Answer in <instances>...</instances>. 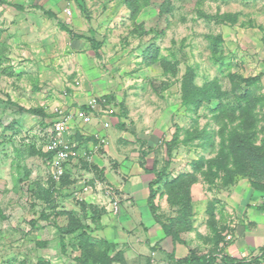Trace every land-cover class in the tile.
Returning <instances> with one entry per match:
<instances>
[{
	"label": "rangeland",
	"instance_id": "1",
	"mask_svg": "<svg viewBox=\"0 0 264 264\" xmlns=\"http://www.w3.org/2000/svg\"><path fill=\"white\" fill-rule=\"evenodd\" d=\"M40 1L0 0V210L6 215L0 218V264H37L42 257L52 264H81L80 232L85 229L95 242L102 225L80 203L87 202L107 212L110 195L112 200L119 197L121 203L126 198L110 185L104 170L95 164L96 154L91 149L94 145L86 135H78V124L70 134L76 153L67 165L63 163L65 173L61 176L55 173L56 158L32 152H46L54 128L52 112L69 107L67 103L71 101L85 104L94 95L103 103L99 114L121 116L126 110L123 121L129 139L121 136L115 139V145L118 147V141L121 142L119 148L127 150L124 155L131 162L144 164L145 156L154 154L158 169L164 166L165 142L172 139L177 124L182 142L174 149L170 165L174 169L168 171L169 177L194 171V160L202 155L207 159L216 156L221 142L220 126L227 123L232 128L239 122H231L234 115H240L238 110L234 113L240 104L237 97L246 91L264 94V0H169V11H162L166 0H139L136 14H132L125 0H84L91 26L77 0H44L47 6L43 5V9L37 5ZM68 6L73 11L71 17L64 14ZM225 12L239 13V21L217 23L209 17ZM18 20L27 23L17 27ZM30 20H84L81 31L101 42V55H75L67 66L72 70L67 72V82L59 76L52 82L45 73L47 69L39 65L42 58L29 29ZM61 33L59 30L58 34ZM209 36H221L222 41L214 46ZM56 45L64 48L68 40L57 41ZM56 53L50 52L48 56L56 62L55 66L62 60L58 63L62 68L65 55L62 52L56 57ZM81 70L89 72L91 76L87 77L98 83L83 88ZM188 70L194 71L200 86L218 80L225 91L226 113L222 119L216 117L220 115L215 110L218 100L205 102L198 113L183 104L182 80ZM56 72L59 71L54 67L53 75ZM253 76H259V80L247 84L245 79ZM67 87L72 91L66 95ZM263 103L255 111L261 119L257 122L255 144L264 151ZM41 107L51 114L43 117L31 111ZM196 128H207L213 134L214 148L204 147L201 139L183 142L188 132ZM112 141L109 139L96 152L108 168L117 171L118 152L109 149ZM66 174L70 182L63 181ZM198 175L192 186L193 212L207 214L202 217L203 224L220 230L214 225L218 209L214 196L225 187L219 179L209 182L202 173ZM240 179H248L252 184L247 176H237L235 182ZM53 182L59 189L53 201L39 197L38 191L49 188ZM259 182L264 187V179ZM83 192L86 196L89 192L90 197L98 194L101 200L91 203ZM199 196L203 200L195 201L194 197ZM167 214L163 212L162 216ZM72 216L83 227L75 233L62 234L58 225L74 223Z\"/></svg>",
	"mask_w": 264,
	"mask_h": 264
},
{
	"label": "crops",
	"instance_id": "2",
	"mask_svg": "<svg viewBox=\"0 0 264 264\" xmlns=\"http://www.w3.org/2000/svg\"><path fill=\"white\" fill-rule=\"evenodd\" d=\"M41 1L37 5L43 9L47 4L43 3L44 0ZM44 11L47 12L46 9ZM86 21L91 26L90 22ZM65 22L66 20H30L29 29L31 28L32 37L37 41L35 44H37L36 46L39 49L38 54L42 58L39 65L47 69L45 73L51 76L52 82H55L54 80H57L59 77L65 80L68 78L67 72L72 70L67 66H69L75 55H91V53L98 57L101 55V52L97 54L92 46L91 39L93 37H88L86 32L81 31L84 26V20H72V23H70L76 32L75 36L61 28L60 23L65 25ZM26 23H21L18 20L16 26L22 28L21 24L26 25ZM59 30L62 32L61 34H58ZM64 40H68V45L64 46V48H58V45H56L57 41L63 43ZM50 52H57L56 57L61 56L63 52L66 64H63L62 68H60L58 63L61 64L62 60H59L57 61V66H55L56 62L48 56ZM54 67L59 71L56 72V75H53ZM80 72L82 75L84 74L83 88L87 89L98 83L97 80L92 81V79L87 77L91 76L89 72H83L82 70ZM80 95V97H83V94ZM73 96L76 98L77 93H74ZM67 104L70 106L72 104L75 105L73 101ZM112 119V126L108 129L104 128L103 124H101L102 117H99V120L92 124L81 125L78 129V135L83 137V135H91L94 132L100 131L108 135L110 142L113 137L112 145L111 147L109 146V149L114 148L118 152V156L115 157L120 167H118L119 170L112 171V168H108L106 161L100 155H97V152L94 150L96 154L95 164L101 170H104L107 180L111 183L110 185H114L126 198L121 203L118 214H112L110 210H107L101 216L100 223L102 227L98 230L99 236L97 235L98 238L106 239L109 243L113 244V248L117 249L115 251L112 248V255H116L119 251L124 253L122 255L123 260L115 261L113 264H188L180 263L179 259L187 257L192 249L200 256H211L213 258L212 264H230L232 261L245 259L249 255L264 250V189L255 188L248 179H240L229 186H223L225 188H221L214 196L216 198L215 205L218 207L214 213L216 221L214 225L219 226L220 230H212L207 223L203 224V218L207 214L201 216L202 214H198L195 211L192 230L182 232L180 238L177 240L167 235L162 223L152 212L148 201L151 180L155 176V155L151 153L146 155L144 164L138 160V162H131L124 155L127 150L119 148L121 142L118 141V147L114 142L115 139L121 136L125 140L129 139L125 135L126 128L117 126L118 122L125 123V121H123V117L119 114L114 115ZM111 128L114 131H111ZM123 129L125 130L124 133ZM156 167L158 169L157 161ZM173 169L169 167L168 171H173ZM124 179L127 181H123ZM83 195L86 196L84 192ZM89 195L88 192L86 199L91 201V203L97 204L101 200L98 194L95 197L91 196L92 198ZM197 198L194 197V200L200 202L203 200V196ZM156 204L158 207L161 206L158 211L162 217L161 220L175 215V212L169 209L171 206H169L167 195H162L161 189L156 198ZM163 212L168 213L165 218L162 216Z\"/></svg>",
	"mask_w": 264,
	"mask_h": 264
},
{
	"label": "trees",
	"instance_id": "3",
	"mask_svg": "<svg viewBox=\"0 0 264 264\" xmlns=\"http://www.w3.org/2000/svg\"><path fill=\"white\" fill-rule=\"evenodd\" d=\"M79 7L85 13L86 18L89 20L90 15L86 7L84 0H77ZM128 7L131 9L132 14L140 9L139 0H125ZM17 8H21L19 5H15ZM170 1L162 5V11H169ZM239 13L225 12L217 13L213 18L217 23H237L239 21ZM61 28L66 30L71 35L75 36L76 33L74 29L61 24ZM212 39L214 46L222 41L221 36H209ZM93 48L96 53L99 54V48L101 47V42L97 41L94 37L91 39ZM259 80V76H253L245 79L247 84H253ZM225 91L222 89L220 83L217 79L209 81L203 85H198L196 83L195 73L193 70H188L183 76L182 80V102L190 110L198 113L201 106L208 101L218 100L219 104L215 108L216 111H220V115L216 116L218 119L225 115L226 109L224 104ZM239 106L234 110L240 112L237 117L234 115L231 118V122L239 121L234 127L230 128L227 123L220 126L218 134L221 137L220 148L216 156L207 159L206 156L202 155L197 160L193 161L194 171L192 172H181L177 176L169 177L168 168L170 167L173 159V152L177 145L182 142L181 140V128L179 125L176 126V131L174 132L172 139L165 142V158L164 166L159 170L156 167V159L154 161V171L156 178L152 181L150 185V195H149V206L156 216V218L162 223L163 228L167 235L173 237L174 240L180 238V234L185 231L193 229L194 226V212H193V196H192V186L199 179V173H202L209 182H214L216 179L222 181L223 186H229L235 183L238 177H249L252 180V185L255 188L263 190V184L259 181L264 179V151L261 147L256 146V136H257V122L260 121L258 113H255L257 106L264 101V94L254 93L251 91H246L240 94ZM264 106V103L262 104ZM84 107V106H83ZM34 113L45 117L47 116L44 108H35L31 110ZM261 111V110H260ZM127 115L125 110L121 116ZM216 118V119H217ZM222 119V118H221ZM220 119V120H221ZM260 119V120H259ZM264 121V113L262 116ZM224 121V120H223ZM117 126L120 128L125 127L124 122H118ZM213 134L203 128L198 130L196 128L193 131H189L187 137L183 140L184 143H192L196 139H201L202 145L204 147H215ZM93 138V137H90ZM33 153L38 155L47 156L52 158L55 154V150L44 152L40 149H33ZM205 163H207V169L204 170ZM69 181V176L66 174L63 176V181ZM164 181V182H163ZM70 182V181H69ZM160 184L162 187H160ZM161 189L162 195H167L168 202L172 207V211L175 212L174 216H168L165 220H161L162 217L158 213L159 207L156 204V198L159 195ZM59 192V189L55 186V183H51L50 187L45 189L42 188L38 191V196L53 201L55 194ZM80 205L82 209L90 210L92 214L97 217V222H100L101 216L105 211L97 206L89 204L87 202H81ZM68 213V212H65ZM70 214V213H68ZM213 214V212H212ZM0 218H6V215L0 210ZM71 224L67 226H59L58 229L62 234L75 233L83 227L79 220L72 216ZM80 242L79 246L82 250L81 264H113L115 261L123 260L122 253L119 255H112L111 251L113 244L109 243L104 238H99L93 242L92 236L88 234L85 229L79 234ZM63 239V236H62ZM93 240V241H92ZM232 261V260H231ZM180 263L188 264H212L213 258L211 256L198 255L195 250H191L189 255L185 258L179 259ZM233 264H246L245 260H235L232 261ZM230 262V264H232ZM37 264H52L49 260L42 257Z\"/></svg>",
	"mask_w": 264,
	"mask_h": 264
},
{
	"label": "clouds",
	"instance_id": "4",
	"mask_svg": "<svg viewBox=\"0 0 264 264\" xmlns=\"http://www.w3.org/2000/svg\"><path fill=\"white\" fill-rule=\"evenodd\" d=\"M79 6V5H78ZM17 9V8H16ZM22 8H19V10H21ZM68 10L70 11V12H68ZM64 14L67 16V17H71L72 16V14H73V11H72V8L70 7V6H68V7H66L65 9H64ZM89 22L91 21V20H88ZM65 25L66 26H68V27H71L72 28V26L70 25V21L69 20H66V22H65ZM73 29V28H72ZM66 31V30H65ZM74 32H75V30H74ZM76 33V32H75ZM70 34V33H69ZM83 36V35H82ZM97 40V39H96ZM71 88H69L68 87V89H67V91L65 92V94L67 95V94H69V92H71ZM92 99H96V102H97V108L96 109H93L91 106H90V104H89V102H90V100H92ZM102 102L100 101V98H98L97 96H91V97H89L87 100H86V102H85V104H75V105H72V106H69V107H64V108H56L53 112H52V114L51 115H53V121L51 122V124L53 125V127H54V125H55V122L57 121V119L61 116V115H63V114H65V115H69V114H71V115H73V117H72V120L70 121V128H69V130L68 131H66L65 133H64V135H63V140H65V141H67L68 143H70L71 145H72V148H73V150H74V145L72 144V140H71V138H70V134H71V132H72V129L74 128L75 129V127H76V125L78 124L79 126H81V125H87V124H92L93 122H95V121H97V120H99V117L101 118H103V120L101 121V124H103V127L104 128H106V129H108V128H110L111 126H112V122H113V119H112V117L113 116H107V115H105V114H99V112H101V108H100V106H102ZM84 106V107H83ZM44 110H45V112H46V114L47 115H50L48 112H47V110L44 108ZM86 112V113H89V114H91V116H92V119H91V121L90 122H84L80 117H79V112ZM46 117V116H45ZM106 122H108L109 123V125H105V123ZM78 127V126H77ZM125 127H126V124H125ZM124 127V128H125ZM85 136V135H84ZM86 137V139L87 140H89V141H92L91 143L94 145V146H92V150L94 151H98V149H101L102 147H104V146H106L107 144H108V141H109V137H108V135H105L104 133H102V132H100V131H97V132H94L93 134H91V135H86L85 136ZM90 137H93V138H90ZM102 138L103 139H105V141H103L102 140ZM109 138V139H108ZM51 139V138H50ZM51 143V142H50ZM50 143H49V145H48V147H47V150H46V152H48V151H51V150H55L56 151V154L53 156V158H56V156H57V154H58V151L60 150L59 148H57V149H50ZM75 151V150H74ZM92 151V152H93ZM90 154H88V158L90 157V158H92L93 159V156H89ZM74 156V155H73ZM71 158H72V156L70 157V159L69 160H67L66 162H64V163H66V165H67V163L71 160ZM63 169H64V166H63ZM65 173V172H64ZM63 173V174H64ZM156 178V175L154 176V178H152L153 180ZM153 180H151V182L153 181ZM113 193V192H112ZM110 197H111V206H110V208H109V210H111V211H114L115 213H118L119 211H120V208H121V199L119 198V197H117V196H115L114 197V199L112 200V195H110ZM115 199H118L119 200V210L118 211H115V210H113L112 209V203H113V201L115 200ZM264 251V250H263ZM254 255V254H253ZM251 255H249V256H247L245 259H243V260H245V262H246V264H247V259H248V257H250ZM222 259H223V256H222ZM221 259V260H222Z\"/></svg>",
	"mask_w": 264,
	"mask_h": 264
},
{
	"label": "built area",
	"instance_id": "5",
	"mask_svg": "<svg viewBox=\"0 0 264 264\" xmlns=\"http://www.w3.org/2000/svg\"><path fill=\"white\" fill-rule=\"evenodd\" d=\"M68 12H70L68 10ZM90 106L93 109L97 108V102L96 99H92L89 102ZM79 117L84 121V122H90L92 119L91 114L86 113V112H79ZM73 115H61L57 121L55 122L53 130L50 132L51 136V143H50V149H57L59 148L60 150L58 151V154L56 156V161L54 163L55 165V173L58 176H61L63 174V163L66 162L67 160L70 159L71 156L75 155V151L72 148V145L68 143L67 141L63 140V135L66 131L69 130L70 128V121L72 120ZM105 125H109L108 122L105 123ZM103 141L105 139L102 138ZM112 209L115 211L119 210V200L115 199L112 203ZM247 264H264V251L258 252L254 255H251L247 259Z\"/></svg>",
	"mask_w": 264,
	"mask_h": 264
}]
</instances>
